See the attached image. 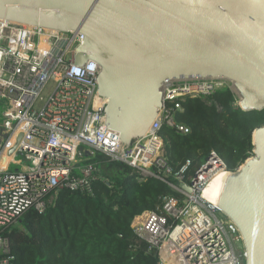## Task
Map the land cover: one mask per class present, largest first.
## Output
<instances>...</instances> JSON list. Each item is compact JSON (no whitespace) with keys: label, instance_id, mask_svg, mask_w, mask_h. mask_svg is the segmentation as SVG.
<instances>
[{"label":"built area","instance_id":"1","mask_svg":"<svg viewBox=\"0 0 264 264\" xmlns=\"http://www.w3.org/2000/svg\"><path fill=\"white\" fill-rule=\"evenodd\" d=\"M83 39L78 32L0 19V264H15L5 232L17 227L26 212L44 213L62 189L90 193L95 182H106L99 165L90 161L98 153L182 196L174 199L175 214L166 205L167 215L149 212L132 223L137 243L158 264H244L237 227L219 219L218 208L203 198L209 180L226 171L223 160L212 153L199 166L187 160L174 172L161 135L164 129L189 134L177 122L182 112L177 101L185 97L212 105L209 98L228 90L233 107L241 109L234 84L223 78L167 82L163 105L147 133L126 145L106 123L108 101L98 93L99 64H73Z\"/></svg>","mask_w":264,"mask_h":264},{"label":"water","instance_id":"2","mask_svg":"<svg viewBox=\"0 0 264 264\" xmlns=\"http://www.w3.org/2000/svg\"><path fill=\"white\" fill-rule=\"evenodd\" d=\"M0 19L82 34L73 64H99L106 123L126 145L145 136L170 81L227 79L242 111H264V0H0ZM253 145L217 208L237 227L245 264H264V126Z\"/></svg>","mask_w":264,"mask_h":264},{"label":"trees","instance_id":"3","mask_svg":"<svg viewBox=\"0 0 264 264\" xmlns=\"http://www.w3.org/2000/svg\"><path fill=\"white\" fill-rule=\"evenodd\" d=\"M209 99L212 105L203 98L177 101L182 107L177 122L189 134L161 132L174 172L187 160L195 168L212 153L226 171L236 172L253 156V134L264 126V111L235 109L228 90ZM90 161L99 165L106 182H95L90 193L62 189L44 213L30 210L5 232L15 264H158L137 243L132 223L149 212L167 215L164 207L182 196L157 179L142 180L130 166L106 155L98 153Z\"/></svg>","mask_w":264,"mask_h":264},{"label":"bare ground","instance_id":"4","mask_svg":"<svg viewBox=\"0 0 264 264\" xmlns=\"http://www.w3.org/2000/svg\"><path fill=\"white\" fill-rule=\"evenodd\" d=\"M97 103H100V102H98V100H97ZM229 176H231L230 172L225 171V170H220L209 180L206 187H204L202 190L203 198L206 200V202L208 204H210L211 206H214V207H219L223 188H224V185H225ZM176 204H177L176 200H174V199L171 200L167 204L166 210L171 214H175L176 213ZM227 219H229V218H227Z\"/></svg>","mask_w":264,"mask_h":264},{"label":"rangeland","instance_id":"5","mask_svg":"<svg viewBox=\"0 0 264 264\" xmlns=\"http://www.w3.org/2000/svg\"><path fill=\"white\" fill-rule=\"evenodd\" d=\"M0 116H1V113H0ZM2 122L0 121V124H1ZM217 215H218V217H219V219H221V220H223V221H227V218H226V216L222 213V212H217ZM236 246H237V248H239V251H242V252H244V245H243V242H237L236 243ZM245 263V262H244Z\"/></svg>","mask_w":264,"mask_h":264}]
</instances>
